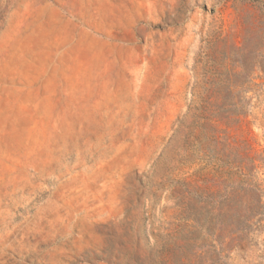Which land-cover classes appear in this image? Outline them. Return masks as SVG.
I'll list each match as a JSON object with an SVG mask.
<instances>
[{
	"label": "rangeland",
	"instance_id": "rangeland-1",
	"mask_svg": "<svg viewBox=\"0 0 264 264\" xmlns=\"http://www.w3.org/2000/svg\"><path fill=\"white\" fill-rule=\"evenodd\" d=\"M252 1L0 0V264H264Z\"/></svg>",
	"mask_w": 264,
	"mask_h": 264
},
{
	"label": "trees",
	"instance_id": "trees-1",
	"mask_svg": "<svg viewBox=\"0 0 264 264\" xmlns=\"http://www.w3.org/2000/svg\"><path fill=\"white\" fill-rule=\"evenodd\" d=\"M252 2L258 4V11H259L261 17L264 19V3L260 2V1H255V0H253ZM259 68H261L260 65H259ZM214 96L216 97V100L220 99L221 93H216ZM227 96L231 97L232 95L229 94ZM221 100H223V99H221ZM202 195H204V197L207 199V198H214L215 196L218 195V193L217 192L216 193H212V192L209 193V191H207V192L203 193ZM202 195H197V197L202 198Z\"/></svg>",
	"mask_w": 264,
	"mask_h": 264
}]
</instances>
